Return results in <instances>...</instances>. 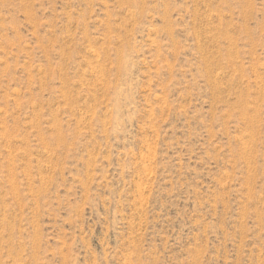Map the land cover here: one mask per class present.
Wrapping results in <instances>:
<instances>
[{
	"label": "rangeland",
	"instance_id": "rangeland-1",
	"mask_svg": "<svg viewBox=\"0 0 264 264\" xmlns=\"http://www.w3.org/2000/svg\"><path fill=\"white\" fill-rule=\"evenodd\" d=\"M0 264H264V0H0Z\"/></svg>",
	"mask_w": 264,
	"mask_h": 264
}]
</instances>
